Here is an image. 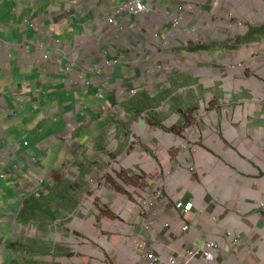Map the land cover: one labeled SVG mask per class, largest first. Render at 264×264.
<instances>
[{
    "label": "crops",
    "instance_id": "obj_1",
    "mask_svg": "<svg viewBox=\"0 0 264 264\" xmlns=\"http://www.w3.org/2000/svg\"><path fill=\"white\" fill-rule=\"evenodd\" d=\"M133 1L0 0V223L52 222L55 199L86 235L98 203L106 264L212 240V264H264V0H138L108 24Z\"/></svg>",
    "mask_w": 264,
    "mask_h": 264
},
{
    "label": "rangeland",
    "instance_id": "obj_2",
    "mask_svg": "<svg viewBox=\"0 0 264 264\" xmlns=\"http://www.w3.org/2000/svg\"><path fill=\"white\" fill-rule=\"evenodd\" d=\"M61 162L65 163L64 156L61 157ZM38 168L44 169V173L52 170L45 169L41 166H38ZM56 168L55 170L61 172V167ZM22 171L26 170H24L23 168ZM46 176H48V174H46ZM65 176L66 173H64V176L60 175L55 178L54 175H52L51 177L56 180L53 182H63L61 180L63 178L65 180ZM106 177H109V175H102L99 178L96 176L99 182H103L105 184ZM42 181L48 182V180H46L45 178H42ZM23 185V181H20V183L16 184L18 188L22 187ZM89 185L91 184L89 183ZM18 192L19 191L16 190H12V192H9V194H11V198L16 202V205H13L11 207V209L15 211H18L21 205L20 195ZM21 192L26 198V191L21 190ZM60 204L61 202H58L54 199L53 206L51 205L52 209L57 212L56 220H53L52 222L49 219L46 220L45 214L41 212L42 214H40L41 216L38 219L30 222H24L23 220L19 223L14 222L12 225L11 222H6L5 224L0 223V245H5L9 240L12 241L10 243H13L14 240V242L17 244L16 248L14 247V249H17L18 252L16 255L12 254V257L17 258L16 263L20 262L21 264H26V262L29 263L28 261H33L31 262V264H94L95 262L99 264V258L102 259V263L106 264L104 262V259L108 258V256L103 255V252L107 251V246L101 244L100 241L101 239H105L109 242V239L98 237L99 231L97 230H103V222L100 223V221H98L96 223L94 221H96L98 218H103L98 216L95 212L99 210L100 214H102V211L106 210L107 207L102 205H100L99 207L97 203V208H90V214L92 216V219L94 220H92L93 223L91 224V228L90 226L86 225V235H78V232L76 231L77 226L72 219L73 215H70L71 218L64 219V216L66 214L61 211ZM92 204H95V202H93ZM82 209L83 207L80 210L82 211ZM85 210L87 211V208ZM1 213L2 212L0 211V214ZM70 213L71 212H69V214ZM86 213L87 212H84V214L80 215L81 219L87 217ZM114 219L115 217L113 218V220ZM103 234L110 235L109 233ZM10 248L13 249L12 247ZM34 249H36L37 251L35 254L33 251Z\"/></svg>",
    "mask_w": 264,
    "mask_h": 264
},
{
    "label": "built area",
    "instance_id": "obj_3",
    "mask_svg": "<svg viewBox=\"0 0 264 264\" xmlns=\"http://www.w3.org/2000/svg\"><path fill=\"white\" fill-rule=\"evenodd\" d=\"M127 12L130 15H144L148 12V8L141 4L140 1L136 0L133 2H129L125 5H123L116 14L112 15L108 19L109 25H116V19L115 16L122 13ZM158 36V35H155ZM117 61L111 62L110 66H113L117 64ZM109 66V64H108ZM239 67V65H238ZM27 145V143H26ZM191 170H193L191 168ZM7 175L6 170L3 169L2 165L0 164V178H5ZM157 197L162 198L163 195L159 191L156 195ZM194 207V204L189 203H183L179 202L176 204L175 208L177 211H179L183 215H188L190 212H192ZM264 207V204L261 205V208ZM154 225V223H150L148 225V229H151V227ZM169 226L168 224L166 225ZM190 229L188 225L184 226L183 232H187ZM229 236H231V233H228ZM144 245L142 247L148 248L150 245L148 243H143ZM219 250V244L212 240L205 243L202 247H196L191 251L186 252H176L174 254H171L165 261L161 262L162 260L160 257L154 255V253H150L148 255L149 260L147 264H200L199 260L203 262V264H212L217 259V252Z\"/></svg>",
    "mask_w": 264,
    "mask_h": 264
},
{
    "label": "clouds",
    "instance_id": "obj_4",
    "mask_svg": "<svg viewBox=\"0 0 264 264\" xmlns=\"http://www.w3.org/2000/svg\"><path fill=\"white\" fill-rule=\"evenodd\" d=\"M47 57H48V55H45V56H44V58H47ZM113 66H115V65H113ZM102 70H103V69H102ZM35 162H36V161L31 157L29 163H30V164H33V163H35ZM0 164H1V163H0ZM1 165H2L3 169L5 170L4 165H3V164H1ZM16 168H17V167H16ZM6 172H7V171H6ZM7 175H8V174H7ZM7 175H6V176H7Z\"/></svg>",
    "mask_w": 264,
    "mask_h": 264
},
{
    "label": "trees",
    "instance_id": "obj_5",
    "mask_svg": "<svg viewBox=\"0 0 264 264\" xmlns=\"http://www.w3.org/2000/svg\"><path fill=\"white\" fill-rule=\"evenodd\" d=\"M14 245H15V246H17V244H16V243H15Z\"/></svg>",
    "mask_w": 264,
    "mask_h": 264
}]
</instances>
